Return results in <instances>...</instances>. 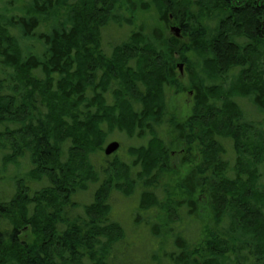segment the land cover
Segmentation results:
<instances>
[{
    "label": "trees",
    "instance_id": "obj_1",
    "mask_svg": "<svg viewBox=\"0 0 264 264\" xmlns=\"http://www.w3.org/2000/svg\"><path fill=\"white\" fill-rule=\"evenodd\" d=\"M154 4L162 26L124 17ZM172 89L191 94L182 120ZM108 128L146 142L98 169ZM166 128L191 167L158 200ZM0 160V264H264V0H0ZM136 189L127 234L111 194Z\"/></svg>",
    "mask_w": 264,
    "mask_h": 264
},
{
    "label": "rangeland",
    "instance_id": "obj_2",
    "mask_svg": "<svg viewBox=\"0 0 264 264\" xmlns=\"http://www.w3.org/2000/svg\"><path fill=\"white\" fill-rule=\"evenodd\" d=\"M157 14L158 9L156 8L155 4L152 8L146 10V11H140L136 10L134 13H127L124 15L125 18L129 19L130 22H134V24L138 25L140 22L144 24L147 30L151 29V27L154 26H162L160 22L157 21ZM130 24L132 23H125L123 22V25L121 27H116V29H112L110 34L112 36H116L118 38H124L130 29ZM176 26L171 23L168 24V26L165 29V32L167 35H172L170 32V28ZM106 38L103 39V43L106 46V43L110 41L109 36L106 35ZM182 39V38H180ZM183 64L181 61L177 62V72L179 74V80L182 85H185L187 87V79L185 76L184 66H182V69L180 71L178 65ZM184 71V72H183ZM191 108V94H189L188 91L180 90L176 91V89H172L168 96L167 101V110H168V116L176 118L177 120H182L186 118L190 113ZM106 130V129H105ZM165 133L163 132L161 135L165 140V143L169 145L170 151H169V157H168V167L166 170L161 174L160 178L158 175L157 182L154 184L155 188H152V191L155 193L154 195H157L158 200H162L164 194H166L168 197L173 199H180V194L177 189L178 181L187 173L188 169L191 167V164H184L182 162V158L184 156L185 149L183 143H179L177 140L175 141L174 138H172L171 134L168 133V129ZM104 144L102 148L101 154H98L97 156H93V161L96 164V167L98 169L100 168V164L104 166L106 163H109L112 161V157L105 158L103 149L105 148L106 144L111 141H117L120 146L115 151L116 155L124 160L130 163L133 161L134 153H136L135 149L142 144H145L146 139H137L134 134L133 136H130L125 132L124 130H119L118 128H108L106 130V134L104 136ZM106 159V162H103V157ZM1 165V160H0ZM29 168V163L26 158L20 159V165L19 170L22 172H25ZM137 170V168H135ZM12 172V167H7L5 171V176L10 175ZM134 176V175H133ZM46 185V181L43 180L41 182H32L31 186L34 187V189H39L40 187ZM96 187V184H89L87 186V190L85 191H78L76 196V202H78L80 205L89 203L92 200V193ZM125 187V186H124ZM128 188V187H126ZM7 190V193H11L12 187L9 185L3 184L0 187V190ZM122 192V190H121ZM121 192H113L111 194V205L113 206V209L115 210L114 214V220H117L122 224V226L125 228V232L127 234H132L135 229L131 226V220L133 216V207L135 206V203L138 199V193L139 190L136 189L133 194L130 195V191H126V195L124 196L121 194ZM9 193V194H10ZM198 202H199V217L204 221V223L207 221V206L205 205V199L203 198V195H197ZM76 213H82L81 207H77L74 209ZM144 235V234H142ZM19 240L25 241L28 244H32L35 242V234L31 232L30 227H25L21 229L19 234ZM138 247L135 249L137 250ZM142 250L139 248L137 251Z\"/></svg>",
    "mask_w": 264,
    "mask_h": 264
},
{
    "label": "water",
    "instance_id": "obj_3",
    "mask_svg": "<svg viewBox=\"0 0 264 264\" xmlns=\"http://www.w3.org/2000/svg\"><path fill=\"white\" fill-rule=\"evenodd\" d=\"M170 32L172 35H174L175 37H179L180 36V28L178 26H173L170 28ZM183 64H179L178 67L181 71ZM120 144L117 141H111L109 143L106 144L103 152L106 156L111 155L112 153H114L115 151H117V149L119 148Z\"/></svg>",
    "mask_w": 264,
    "mask_h": 264
}]
</instances>
